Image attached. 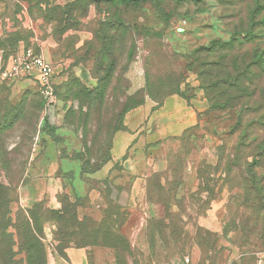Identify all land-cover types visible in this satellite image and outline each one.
Segmentation results:
<instances>
[{
  "label": "rangeland",
  "instance_id": "rangeland-1",
  "mask_svg": "<svg viewBox=\"0 0 264 264\" xmlns=\"http://www.w3.org/2000/svg\"><path fill=\"white\" fill-rule=\"evenodd\" d=\"M248 1L0 0V49L32 46L58 76L49 103L34 84L0 80V264H49L69 239L64 233L59 242L56 231L76 224L88 264H181L184 257L198 264H257L260 257L264 264V156L251 172L244 161L243 173L222 170L246 121L261 118L244 114L239 123V106L207 110L202 127L168 142L164 178H146L133 208L125 195L113 198L108 183L98 217L81 223L67 195L61 218L21 196L30 161L44 150L56 148L66 178H88L109 158L126 110L158 105L193 80L204 90L199 64L213 56L195 50L229 39ZM262 138L264 132L257 142ZM193 162L199 186L186 191ZM127 189L121 184L122 194ZM102 213V231L89 234Z\"/></svg>",
  "mask_w": 264,
  "mask_h": 264
},
{
  "label": "crops",
  "instance_id": "crops-1",
  "mask_svg": "<svg viewBox=\"0 0 264 264\" xmlns=\"http://www.w3.org/2000/svg\"><path fill=\"white\" fill-rule=\"evenodd\" d=\"M23 13L27 16L25 11ZM22 49L20 45L11 53ZM37 53L49 60L42 51ZM57 79L58 76L54 74V81ZM10 82H17V87L37 86L32 77ZM187 87L189 90L185 96L173 93L167 95L158 106L145 102L128 109L124 113L123 127L112 134L109 158L98 169L87 174L88 178H66L60 170L56 148L44 150L38 159L32 158L28 178H25L22 187V201H39L46 209L60 210L61 198L67 195L72 202H76L74 211L79 220L93 216L97 218L100 213L96 210L99 207L97 200L108 183L111 196L120 200L125 195L124 204L133 208L135 200L145 196L146 178L156 174L164 178L162 176L168 166L165 156L168 142L204 125L205 112L209 108L204 90L197 80L191 81ZM197 165L193 162L188 166L184 183L186 191H195L199 186ZM125 183L128 189L122 194L120 187ZM81 200H87V204H81ZM46 236L51 239L50 225ZM49 264H88L87 248L69 245L64 249L63 256L51 254Z\"/></svg>",
  "mask_w": 264,
  "mask_h": 264
},
{
  "label": "trees",
  "instance_id": "trees-1",
  "mask_svg": "<svg viewBox=\"0 0 264 264\" xmlns=\"http://www.w3.org/2000/svg\"><path fill=\"white\" fill-rule=\"evenodd\" d=\"M230 34L227 40L216 38L211 40L207 46H200L195 50V54L204 52L206 55L213 56L212 60H202L199 64V73L204 80L203 88L209 102L208 110L239 106L241 111L238 118L239 123L241 115L244 114L256 113L261 116V118L254 116L246 121L239 142L232 147L233 158L226 160L222 168L223 173L228 175L233 168L243 173L244 170L241 172L243 161L247 172H251L253 167L259 166L257 159L264 156V138L257 142L258 136L264 132V0H249L245 18L231 30ZM5 53L8 55L11 52L5 51ZM186 92V90L179 91L178 94L185 96ZM248 137L249 140H247ZM249 157H252V162L247 161ZM244 176L245 174L241 178ZM71 204L74 209L70 215L74 216V220L77 223L85 221L87 218L79 220L76 217L74 211L76 202ZM47 211L52 215H61L60 218L68 214L63 206L60 210L47 209ZM104 216L105 214L102 213L101 220L95 223L97 225L92 226L94 229L92 228L89 234L96 235L102 231ZM58 221L56 220V223ZM64 233L69 235L68 243L71 242L72 245L78 247L86 246L78 243L80 240L74 236L80 234L79 237H81L82 231L79 224H76L70 231H56L59 242L64 239ZM258 234L264 236V227L259 230ZM68 243L61 247L62 252L58 253L60 256L64 255V249L69 246Z\"/></svg>",
  "mask_w": 264,
  "mask_h": 264
},
{
  "label": "built area",
  "instance_id": "built-area-1",
  "mask_svg": "<svg viewBox=\"0 0 264 264\" xmlns=\"http://www.w3.org/2000/svg\"><path fill=\"white\" fill-rule=\"evenodd\" d=\"M54 65L31 47L23 48L17 52L6 55L0 49V80L15 81L18 78L32 77L38 90L46 102H51L55 94ZM181 264L194 263L191 258L184 257ZM257 264H262L258 257Z\"/></svg>",
  "mask_w": 264,
  "mask_h": 264
}]
</instances>
